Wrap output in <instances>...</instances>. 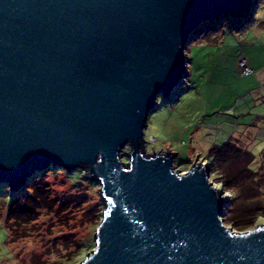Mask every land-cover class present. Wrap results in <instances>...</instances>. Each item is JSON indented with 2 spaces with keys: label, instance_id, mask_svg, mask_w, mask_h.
Segmentation results:
<instances>
[{
  "label": "water",
  "instance_id": "obj_1",
  "mask_svg": "<svg viewBox=\"0 0 264 264\" xmlns=\"http://www.w3.org/2000/svg\"><path fill=\"white\" fill-rule=\"evenodd\" d=\"M251 0H0V183L46 169L99 184L95 248L79 264H264V225L235 233L199 163L148 154L156 98L186 71L189 37ZM129 147L127 163L122 150Z\"/></svg>",
  "mask_w": 264,
  "mask_h": 264
},
{
  "label": "rangeland",
  "instance_id": "obj_2",
  "mask_svg": "<svg viewBox=\"0 0 264 264\" xmlns=\"http://www.w3.org/2000/svg\"><path fill=\"white\" fill-rule=\"evenodd\" d=\"M251 4L252 20L239 31L231 30L225 17L210 32L202 28L190 35L184 51L187 72L168 97L157 96L143 130L146 153H171L181 173L194 163L210 170L209 182L227 198L223 224L235 233L264 225V93H258L254 75L245 78L232 67L243 59L264 62V0ZM228 141L253 157L250 174L242 172L246 194L227 184L210 154ZM129 151L122 150L124 163ZM243 161L228 166L232 174L244 167ZM37 175L48 191L46 207L12 229L9 215L24 206L27 185L22 190L0 186V264H79L95 248L100 186L80 169L50 167Z\"/></svg>",
  "mask_w": 264,
  "mask_h": 264
},
{
  "label": "trees",
  "instance_id": "obj_3",
  "mask_svg": "<svg viewBox=\"0 0 264 264\" xmlns=\"http://www.w3.org/2000/svg\"><path fill=\"white\" fill-rule=\"evenodd\" d=\"M251 5H250V8H251ZM246 15L243 16L242 18H232V17H229L228 15H223L222 18L219 19L218 21L204 23L203 25L200 26L198 30L205 28L206 31H209V30L211 31L213 28V25H216L214 24L215 22H220L223 18L227 17L230 20V29L239 31L240 28H244L246 26L248 21L252 20L250 9H249V13ZM239 20H242L241 26L238 23ZM210 154L212 156V159L218 162V165L220 166V170L223 176L226 179H228L227 184L231 183L235 185V187H238L237 190L239 193L246 194V191H247L246 187L248 186L245 187V182L243 181L244 178L242 177L243 175L242 172L243 173L247 172L250 174L247 167L253 161L252 155H250L248 152L241 151L236 146L231 144L230 141L224 143L220 147H214L211 150ZM238 160H242V161L245 160L243 161L244 167L239 172H236L237 174H232V170L230 168L228 169V166H233V164L236 163ZM222 163L225 165V167L221 165ZM35 176L36 178L33 176L32 179H30L26 183L27 187L23 189L27 191L26 192L27 194L23 193L24 206H22L17 211H15L14 214L9 215L11 216L9 217L10 220H12V222L14 223L13 227H11L10 229L14 227H18L19 223H27L28 221H32L33 219L32 217L35 216L37 210H40L41 208L43 209L46 207L45 202L47 200L48 191L42 187L43 186L42 179L37 181L38 175L36 174ZM1 185L3 184L0 183V186Z\"/></svg>",
  "mask_w": 264,
  "mask_h": 264
},
{
  "label": "crops",
  "instance_id": "obj_4",
  "mask_svg": "<svg viewBox=\"0 0 264 264\" xmlns=\"http://www.w3.org/2000/svg\"><path fill=\"white\" fill-rule=\"evenodd\" d=\"M188 65H190V63ZM246 65L251 69V75L245 76V78H249L250 76H253L254 75L255 76L254 81L256 80L258 82V86L260 87V89L258 90V93H264V62L262 64H259L258 65V63H253L252 64L249 61H247L246 62ZM232 67H233V69H235V71L237 73H239V68H240L239 67V63H232ZM178 101L179 100L177 99L176 102H178ZM176 102H173V103H176Z\"/></svg>",
  "mask_w": 264,
  "mask_h": 264
},
{
  "label": "built area",
  "instance_id": "obj_5",
  "mask_svg": "<svg viewBox=\"0 0 264 264\" xmlns=\"http://www.w3.org/2000/svg\"><path fill=\"white\" fill-rule=\"evenodd\" d=\"M239 67H240V69H241V73H242L241 75H243V76H248V75L251 74V70L247 67L246 62H245L244 60H241V61L239 62ZM214 188H215V187H214ZM215 189H217V188H215ZM217 190H218V189H217ZM218 191H220V190H218ZM221 199L227 201V198H225V197H223V196H221Z\"/></svg>",
  "mask_w": 264,
  "mask_h": 264
},
{
  "label": "bare ground",
  "instance_id": "obj_6",
  "mask_svg": "<svg viewBox=\"0 0 264 264\" xmlns=\"http://www.w3.org/2000/svg\"><path fill=\"white\" fill-rule=\"evenodd\" d=\"M247 16V15H246ZM177 89V88H176Z\"/></svg>",
  "mask_w": 264,
  "mask_h": 264
}]
</instances>
